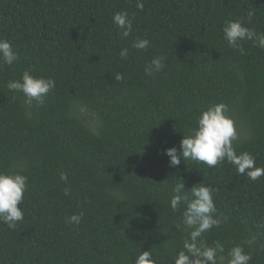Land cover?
Listing matches in <instances>:
<instances>
[{
  "label": "trees",
  "instance_id": "trees-1",
  "mask_svg": "<svg viewBox=\"0 0 264 264\" xmlns=\"http://www.w3.org/2000/svg\"><path fill=\"white\" fill-rule=\"evenodd\" d=\"M142 2L143 10L137 0H0V39L18 55L0 66V171L28 178L23 220L0 223V264H133L145 250L173 264L186 233L169 202L182 182L213 188L217 215L227 217L201 239L219 240L225 255L243 245L249 264H264V176H238L227 161L172 167L164 151L179 154L201 111L223 102L233 147L264 167V49L245 40L241 54L223 33L228 20L264 33V0ZM117 12L132 20L128 37L112 23ZM137 38L149 47L133 48ZM156 56L165 67L148 75ZM25 70L55 81L41 106L6 87ZM80 213V224L66 223Z\"/></svg>",
  "mask_w": 264,
  "mask_h": 264
},
{
  "label": "clouds",
  "instance_id": "clouds-1",
  "mask_svg": "<svg viewBox=\"0 0 264 264\" xmlns=\"http://www.w3.org/2000/svg\"><path fill=\"white\" fill-rule=\"evenodd\" d=\"M136 7L143 10L144 3L137 0ZM248 21L253 13L248 12ZM112 23L119 30L121 37H128L133 30L132 20L127 12H117L113 15ZM224 39L228 46L244 54L241 42L253 41L254 45L264 49V33H257L254 29L245 26L243 20H228L223 27ZM150 45L148 39L137 38L132 47L137 50H146ZM122 60L128 57V50L122 49L119 53ZM18 60V55L8 40L0 39V66L13 65ZM164 56H156L145 66L148 75L161 72L165 67ZM116 81L123 80L121 73H114ZM6 87L14 92L21 93L24 103L36 106L45 103V97L55 87L52 78L36 77L29 70H25L19 79L9 80ZM229 107L221 102L208 105L196 119V127L183 133L180 141V151L175 146L166 148L165 154L170 158L169 164L178 167L181 159L203 163L208 167H215L227 161L235 168L238 176L246 175L252 181L264 176V167L256 166L255 157L249 152L237 153L233 141L238 139L234 120L227 115ZM27 176L20 173H6L0 171V223L9 229H15L24 218L22 208L24 193L27 190ZM60 180L67 182V173H60ZM170 207L173 212H181V220L176 227L183 229L186 237L183 248L173 258V264H249L250 253L245 252L243 245H234L227 250L225 245L216 240L209 245L201 239L204 233L213 227H220L227 221V217L217 215V208L213 201V188L200 182L186 189L184 182L176 183L172 189ZM64 194L70 195V189L65 188ZM83 213L73 214L66 218L68 224H80ZM255 238L245 240L244 243L251 247ZM261 250H264L262 248ZM133 264H156L150 250L141 251L134 259Z\"/></svg>",
  "mask_w": 264,
  "mask_h": 264
}]
</instances>
